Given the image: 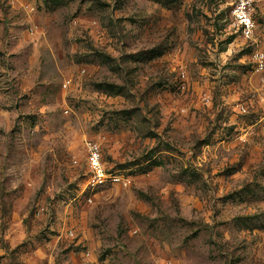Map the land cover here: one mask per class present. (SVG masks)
Returning <instances> with one entry per match:
<instances>
[{"label": "rangeland", "instance_id": "374dc122", "mask_svg": "<svg viewBox=\"0 0 264 264\" xmlns=\"http://www.w3.org/2000/svg\"><path fill=\"white\" fill-rule=\"evenodd\" d=\"M235 1L0 0V264H264V0L252 39Z\"/></svg>", "mask_w": 264, "mask_h": 264}, {"label": "built area", "instance_id": "2783aa9c", "mask_svg": "<svg viewBox=\"0 0 264 264\" xmlns=\"http://www.w3.org/2000/svg\"><path fill=\"white\" fill-rule=\"evenodd\" d=\"M231 21L241 35L246 39L254 37L256 23L253 17L252 0H236L231 8ZM256 69L264 67V54L261 51L254 52ZM86 164L90 172V181L93 184L103 183L106 179L115 180L117 177L108 173L103 165L100 148L95 142H86Z\"/></svg>", "mask_w": 264, "mask_h": 264}]
</instances>
